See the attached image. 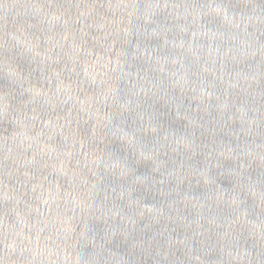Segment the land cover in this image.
Listing matches in <instances>:
<instances>
[{
    "label": "water",
    "instance_id": "1",
    "mask_svg": "<svg viewBox=\"0 0 264 264\" xmlns=\"http://www.w3.org/2000/svg\"><path fill=\"white\" fill-rule=\"evenodd\" d=\"M0 76L79 264H264V0H0Z\"/></svg>",
    "mask_w": 264,
    "mask_h": 264
}]
</instances>
